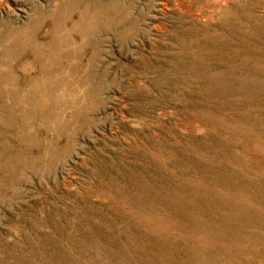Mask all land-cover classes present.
Here are the masks:
<instances>
[{"label":"rangeland","instance_id":"374dc122","mask_svg":"<svg viewBox=\"0 0 264 264\" xmlns=\"http://www.w3.org/2000/svg\"><path fill=\"white\" fill-rule=\"evenodd\" d=\"M0 264H264V0H0Z\"/></svg>","mask_w":264,"mask_h":264}]
</instances>
